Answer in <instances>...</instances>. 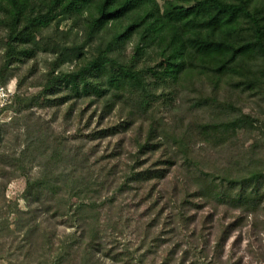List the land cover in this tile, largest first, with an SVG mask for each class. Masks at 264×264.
<instances>
[{
  "label": "trees",
  "instance_id": "trees-1",
  "mask_svg": "<svg viewBox=\"0 0 264 264\" xmlns=\"http://www.w3.org/2000/svg\"><path fill=\"white\" fill-rule=\"evenodd\" d=\"M65 22L70 29L53 36ZM0 29V84L39 51L53 55L28 85L36 94L22 92L33 66L17 76L9 109L36 120L18 156L0 152V174L12 160L25 178L26 203L3 204L0 259L110 264L107 232L127 227L116 195L131 192L155 212L130 263L167 244L163 264H228L230 234L264 207V0H0ZM82 102L92 109L84 128L96 123L83 134L88 147L33 112L47 105L71 118ZM222 146L234 148L236 169L204 164L200 153ZM216 207L238 215L222 214L213 232Z\"/></svg>",
  "mask_w": 264,
  "mask_h": 264
},
{
  "label": "rangeland",
  "instance_id": "rangeland-1",
  "mask_svg": "<svg viewBox=\"0 0 264 264\" xmlns=\"http://www.w3.org/2000/svg\"><path fill=\"white\" fill-rule=\"evenodd\" d=\"M160 2H162V0H160ZM69 29V23L65 22L59 26L58 31H55L53 28L50 32L56 37L60 35L61 32L64 33V31ZM76 33L78 36H81V32H77V30L74 29L72 33L73 35L71 37H75ZM43 36H49V32L44 31ZM3 39L4 32L0 29V57L2 56L1 43ZM69 43L71 44L72 40H70ZM52 59V54L50 55L46 52L39 51L35 60L26 61L25 63L20 64L16 76L10 77L7 81L9 85L15 84L16 95L19 92L17 76L26 74L31 66H33L32 68L34 71L28 76L27 85L23 88L22 92L25 95L36 94L39 92L38 88L28 85H30L31 82L34 83L36 80H38L42 73L47 70V67L49 66V63L52 61ZM88 106L89 105L86 102H82L81 105L78 106L75 111H73L71 118L65 117L64 109L55 110V107L47 105H45L43 108L36 106L33 109V112L36 116H39V124L41 126L49 127L50 131H53L54 134L56 133L58 135L65 136L67 138L68 144H83L85 147H88V143L85 141L83 134L96 125V123L93 122L90 127H86V129L84 128L86 120L88 119V114L92 110L89 109ZM259 108V111H262V108H264V102H259ZM257 110L258 109L256 107V111ZM19 115L20 114L17 115V113L11 109V113L5 114L3 117L0 152L4 151L10 156H13V154L18 156L20 154L21 148L25 145L23 141L28 134L27 125L32 128V124H34L36 120L34 115L31 118L32 121L29 118L21 119V116ZM241 141H243V139H241ZM104 145L105 144H102V146L98 147L99 151L101 148H104ZM224 147L222 146L214 150L216 151L223 149L221 152L213 151L200 153L204 159V164L213 158L216 159V163H218L217 167L219 169L227 168L225 165L234 166V169H236V164H233L230 162V160H228L230 154L229 151L233 150L234 148L225 150ZM123 153L125 154V152ZM6 162L7 164L4 167L3 174H0V213L2 216L5 215V208L3 207L4 202L5 204L16 202L21 209L26 207V203L22 199V193L25 188V178L19 175V170L17 169L18 165H14L12 160H8ZM35 164L37 167H33L32 172H36L39 168L38 163L36 162ZM116 202L120 203V208L123 211L122 213H124L123 219L127 221V227H125L124 232L121 231L119 233H113L112 235L107 232L105 237L106 244L108 245L107 249L112 248L113 252L110 257L105 258H112L110 264H134L130 263L128 255L131 254L134 256L133 250L137 245V239L140 236L141 230L146 221L152 218L151 215L155 211L148 210V201L131 192L116 195ZM225 208L226 207L211 208V211L214 215L213 218L215 219L213 232L216 231L217 220L218 218H222V214L227 222L235 219V217L238 215V212L233 211L230 208ZM224 210L225 213H223ZM199 216H203L201 212H199ZM14 219V215H11L10 221H14ZM53 228L56 229L57 233H61L62 229H64V227L60 225H55ZM213 234L209 236L208 239L210 242L206 246V248L210 250V253L208 252L210 256L213 252L211 250L213 248ZM166 247L167 244L161 245L156 253L147 254L144 258V264H161L163 261V250H166ZM104 252L107 251L104 250ZM115 254H119L118 258L121 259L114 260L113 256ZM222 254V260L228 264H264V207L255 218L249 217L240 222V224L234 228L224 246ZM0 264L7 263L6 261L0 259ZM167 264H174V262Z\"/></svg>",
  "mask_w": 264,
  "mask_h": 264
},
{
  "label": "built area",
  "instance_id": "built-area-1",
  "mask_svg": "<svg viewBox=\"0 0 264 264\" xmlns=\"http://www.w3.org/2000/svg\"><path fill=\"white\" fill-rule=\"evenodd\" d=\"M16 95V88L14 85H3L0 84V124L3 122V117L5 114H10L11 107L14 103Z\"/></svg>",
  "mask_w": 264,
  "mask_h": 264
}]
</instances>
